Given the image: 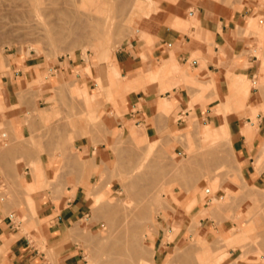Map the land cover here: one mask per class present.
Wrapping results in <instances>:
<instances>
[{
    "label": "rangeland",
    "instance_id": "374dc122",
    "mask_svg": "<svg viewBox=\"0 0 264 264\" xmlns=\"http://www.w3.org/2000/svg\"><path fill=\"white\" fill-rule=\"evenodd\" d=\"M116 1L125 12L132 6V0H105L109 5L117 4ZM141 1L133 16L115 23L108 33L87 28L82 21L81 29H62L58 41L49 44L40 42L43 23L75 24L72 14L86 10L85 4L86 7L79 6L80 0H0V79L15 72L22 74L21 85L10 103H3L0 95V199L17 208L26 207L24 216L15 215L16 226L30 238L36 251L47 252L50 264H56L58 251L49 250L43 239L32 235L38 206L49 199L65 205L83 182L91 188L85 187L88 215L69 228L73 236L66 240L79 264H87L88 255L93 256L95 264H155L154 259L156 264H212L208 259L217 256L218 264H264V189L249 184L244 174L247 168L258 174L264 171L262 23L258 20V26H251L259 30L250 32L256 42L247 51L255 60L251 82L237 88V77H233L218 110L224 116L230 114L243 126L241 132L248 147L256 136L251 157L244 163L238 162L231 151L226 123L208 140L202 138L203 121L196 119L189 120L194 123L192 135L183 128L155 141L135 128H119L118 104L127 92L156 81L163 93L175 83L172 77L181 74L163 62L147 74L126 77L115 65L114 53L125 40L146 38L144 29L161 0ZM85 66L91 74L85 72ZM192 81L191 89L202 86L195 78ZM93 89L101 97L94 104L95 110L87 113L84 102L89 103L87 94ZM191 89L195 101L211 96L213 87H201L199 93ZM76 91L80 99L72 98ZM158 110L162 112L160 101ZM246 125L254 130L247 132ZM41 159L47 162L48 178ZM261 177L264 178L263 173ZM228 183L237 189L230 190ZM195 194L204 198V208L193 217L189 236L173 244L166 254L157 255L152 242L158 228L165 232L164 241H170L177 229L176 222L162 226V218L168 221L177 207L187 212L196 199L187 206L181 199ZM96 197L100 200L98 205ZM108 205L115 207L109 209ZM213 205L216 206L211 209ZM207 215L214 220L215 229L204 236L198 218ZM238 226L247 228L245 233L236 230ZM221 227L225 230L221 231ZM199 237L205 240L204 244L209 243V248L197 241ZM199 244L209 250L201 253ZM132 245L142 250L140 255L132 253ZM2 251L3 246L0 264H9ZM175 253L178 255L173 256ZM198 255L206 256L207 261L204 258L203 263Z\"/></svg>",
    "mask_w": 264,
    "mask_h": 264
},
{
    "label": "crops",
    "instance_id": "0c3cea01",
    "mask_svg": "<svg viewBox=\"0 0 264 264\" xmlns=\"http://www.w3.org/2000/svg\"><path fill=\"white\" fill-rule=\"evenodd\" d=\"M251 16L257 17L255 23L251 21ZM258 20L264 31V0H161L149 26L144 29L146 38L125 40L114 53L115 65L127 74L126 77L147 74L163 62L170 63V67L181 74L172 77L175 83L163 93L159 92L156 81L143 83L137 90L127 92L118 104L119 128H135L146 137H154L155 141L173 135L172 132L176 130H190L194 123L189 120L196 119L203 121L202 138L208 140L226 123L231 151L238 162L245 163L251 157L249 155L256 136L251 140L252 146L248 147L241 132L243 126L230 114L224 116L218 110L225 102L233 77H237L234 82L237 88L246 81L251 82L254 73L252 61L255 60L247 51L255 45L256 37L250 32L254 29L251 26H258ZM21 78L22 74L15 72L13 76L0 79L3 103H10L21 85ZM194 78L202 84L201 87H213L211 96L193 101L190 84ZM201 87L191 90L199 93ZM249 96L250 93L247 99ZM163 100L169 106V111L158 110L159 101L162 104ZM90 150L89 146L87 151ZM41 162L48 178L47 162L42 159ZM262 173L264 175V171ZM262 173L247 168L244 174L249 184L264 189ZM227 185L232 191L237 189L234 184ZM85 187L91 189L88 182L78 185L65 205L49 199L38 206L32 235L36 239H43L49 250L58 251L56 264H79L77 254L62 241L66 231L88 215ZM205 188L202 187L203 190ZM185 197L181 199L185 206L191 199H196L187 212L177 207L175 213H170L168 221L165 218L161 220L162 226L167 222H176L177 229L170 241H164L165 232L163 228H158L152 242L157 255L166 254L173 244L184 241L189 236L188 229L193 217L204 208V198L198 194L187 199ZM26 212V207L17 208L16 204L5 203L0 199L1 253L9 264H50L47 252L36 251L30 238L20 233L16 226L15 215L24 216ZM198 220L202 235L213 233L215 222L212 218L207 215ZM169 231L172 233V228Z\"/></svg>",
    "mask_w": 264,
    "mask_h": 264
},
{
    "label": "bare ground",
    "instance_id": "6f19581e",
    "mask_svg": "<svg viewBox=\"0 0 264 264\" xmlns=\"http://www.w3.org/2000/svg\"><path fill=\"white\" fill-rule=\"evenodd\" d=\"M3 1V0H2ZM81 1V5H79V6H84V4L87 6V8H88V6H89V8L87 9L86 8V10L84 9V10H81V11H75V12H73V14H72V16H73V18H75L76 20V22H75V24L73 23H67L68 25H60V24H58L57 22H47V23H43V25L41 26V38H40V42H44V41H46V43L47 42H50L49 44H51V43H53V42H57L58 41V39H59V37H61V30L62 29H67L69 32H72L73 30H75V29H81L82 28V21L83 22H85V24H86V26H87V28H91V27H93L95 30H97V31H100L101 33H108L109 31H111L112 29H113V26L115 25V23H120V22H122V21H124L125 19H127L129 16H133L135 13H136V11H137V9L140 7V5H141V3H142V1L141 0H132L131 2H132V6L129 8V10L127 11V9H126V12H125V8H123V7H121L120 6V4L118 3L119 1H116L117 2V4H115V5H109V4H107V2H105V0L103 1V0H80ZM1 3V2H0ZM36 3V2H35ZM114 3V2H113ZM89 4V5H88ZM91 5V6H90ZM94 5V6H93ZM7 6H9V4L8 5H5V7H7ZM16 6V5H15ZM15 6H14V9H15ZM37 6V5H36ZM86 6H84V7H86ZM2 7V6H1ZM19 7V6H18ZM32 7V6H31ZM94 7V8H93ZM126 7V6H125ZM10 8H11V6H10ZM20 8H22V7H20ZM34 8V7H33ZM79 8V7H78ZM82 8V7H81ZM80 8V9H81ZM127 8V7H126ZM34 9H36V8H34ZM5 10H8V7H7V9H5ZM57 10V9H56ZM10 11V10H9ZM70 11V10H69ZM21 12H23V11H21ZM68 12V11H67ZM3 13V12H2ZM16 13V12H15ZM4 14H7L6 12L4 13ZM70 14V13H69ZM1 15V14H0ZM1 17V16H0ZM10 17V16H9ZM9 17H8V19H9ZM117 17H119L118 19H117ZM21 18V17H20ZM1 19V18H0ZM2 19H4V18H2ZM22 19V18H21ZM40 19V18H39ZM117 19V20H116ZM256 19H257V17H255V16H251V21L252 22H256ZM6 21V20H5ZM11 21V20H10ZM16 21V20H15ZM27 21V20H26ZM33 21V20H32ZM34 21H35V19H34ZM37 21H38V19H37ZM36 21V22H37ZM43 21V20H42ZM3 22H4V20H3ZM46 22V21H45ZM0 23H1V21H0ZM34 23V22H33ZM39 23V22H38ZM37 23V24H38ZM8 24H10V23H8ZM12 24V23H11ZM25 24V23H24ZM6 24H3L2 26H5ZM26 25V24H25ZM40 25V24H39ZM28 26V25H27ZM34 26H36V25H34ZM29 27V26H28ZM33 27V25H31L30 26V28H32ZM9 28V27H8ZM22 28V27H21ZM34 29H35V27H33ZM32 28V29H33ZM39 28V27H38ZM2 30H4V29H2ZM8 30V29H7ZM12 30V29H11ZM15 30V29H14ZM29 30H31V29H29ZM39 31V30H38ZM25 32V31H24ZM35 32H36V30H35ZM25 33H27V31L25 32ZM36 33H39V32H36ZM30 34V33H29ZM39 34V35H40ZM34 35H37V34H34ZM63 35V34H62ZM69 35V34H68ZM67 35V36H68ZM38 36V35H37ZM66 36V37H67ZM33 40V39H32ZM62 41V40H61ZM60 43V42H59ZM261 67H263V69H264V62H262V66ZM262 69V70H263ZM264 71V70H263ZM85 72H87L88 74H91L92 73V71L89 69V67L88 66H85ZM261 77H263V76H260V79H261ZM96 82H99V84H100V81H99V77H96ZM262 80V79H261ZM98 83L96 84V85H99ZM98 91H96V89H93V90H90V92L87 94V96H88V98H89V103H87V102H84L86 105H87V109H86V112L87 113H91V112H93L94 110H95V108H94V104H95V102L96 101H98L99 100V98L101 97L98 93H97ZM79 92H77L76 91V93H75V95H74V97H72V98H77V99H80L81 97V95H79L78 94ZM169 111V106H167L166 105V103H165V101L163 100L162 101V111L163 112H165V111ZM251 122H248V124H250ZM254 125V124H253ZM244 129H246V131L247 132H251L252 131V129L254 130V128L251 126V125H246L245 127H244ZM194 131V130H193ZM193 131H192V129H190V131H188L186 134H190V135H192V133H193ZM254 135V134H253ZM151 144H154V142L153 143H151ZM211 148V147H210ZM209 148V149H210ZM211 150V149H210ZM213 150V149H212ZM208 151V150H207ZM207 156V155H206ZM64 162V161H63ZM62 165V164H61ZM64 165V164H63ZM65 166V165H64ZM239 166V165H238ZM61 169H63L62 167H61ZM54 170H56L57 171V167L54 169ZM62 171V170H61ZM57 175H59V174H57ZM113 178V177H112ZM49 180V179H48ZM213 187V186H212ZM212 187H211V191L213 190L212 189ZM159 189V188H158ZM215 189V188H214ZM158 191V190H157ZM214 191V190H213ZM159 193H160V191H159ZM171 196H172V193H171ZM158 199V198H157ZM95 200H96V204L98 205V204H100V200H99V198L98 197H96L95 198ZM160 200V199H159ZM214 200L216 201L217 199L214 197ZM110 203V202H109ZM112 203V202H111ZM32 205V204H31ZM113 205V204H112ZM109 206V205H108ZM216 205H213V207L211 208V209H213L214 207H215ZM113 207H115V206H109L108 208L109 209H114ZM34 218H35V216H34ZM125 218V217H124ZM126 219V218H125ZM125 219H123V220H125ZM125 223V222H124ZM123 223V224H124ZM126 223H128V221L126 220ZM124 224L125 226L126 225H128V224ZM194 223V222H193ZM193 223H192V225H193ZM191 225V226H192ZM193 226H195V225H193ZM192 226V227H193ZM245 226V225H244ZM244 226L242 227V226H238V228L236 229V230H238L239 232H242V233H245V229H247V228H244ZM127 227V226H126ZM128 228V227H127ZM128 232V231H127ZM125 233V232H124ZM73 236V232H72V229H69L68 231H67V233L64 235V239H63V241H62V243H66V240L67 239H69V238H71ZM196 239V238H195ZM133 240V239H132ZM201 239H200V237L199 238H197V241H200ZM201 241H203V240H201ZM205 241V240H204ZM204 241H203V245H206L207 244V242H205L206 244H204ZM61 243V244H62ZM130 243V242H129ZM129 243H127V244H129ZM137 243V242H136ZM197 243V242H196ZM200 244H201V242H199ZM200 244H199V247H200ZM144 245V244H143ZM101 246V245H100ZM130 246V245H129ZM207 246H209V243L205 246V247H207ZM103 247V246H102ZM132 247V253L133 254H135V256L136 255H140L141 254V249H139V247H137V246H131ZM97 248V247H96ZM100 248V247H99ZM98 248V249H99ZM207 248H209V247H207ZM207 248H203V246H201L199 249H198V251H200L201 253H205L207 250H209V249H207ZM95 248H93L92 250H94ZM101 249V248H100ZM100 249H99V252H100ZM127 249V248H126ZM174 249V248H173ZM128 250V249H127ZM185 250V249H184ZM88 253V252H87ZM101 253H103V251H101ZM201 253H197V254H201ZM202 254V255H203ZM101 255V254H100ZM124 255V254H123ZM126 255V254H125ZM175 255H178L177 253H175V254H173V256H175ZM202 255H198V256H200V258L202 259L203 258V256ZM98 256H99V254H98ZM121 256V255H120ZM197 256V255H196ZM202 256V257H201ZM170 257H172V256H170ZM214 257H216V256H214ZM213 257V258H214ZM199 258V257H198ZM199 258V260H201ZM204 258H206V256H204ZM204 258L202 259L203 261V263H204ZM212 258V259H213ZM96 259H98V258H96ZM171 259H177L176 257L175 258H171ZM211 259V258H210ZM210 259H208V262L209 263H211V261H213L212 262V264H218V262H219V258H218V256L214 259V260H210ZM86 260H87V264H95V260H94V258H93V256H86ZM170 260V259H169ZM97 261V260H96ZM186 261V260H185ZM205 261H207V258H206V260ZM201 262V261H200ZM170 263V262H169ZM174 263V262H173ZM202 264V263H201ZM205 264V263H204Z\"/></svg>",
    "mask_w": 264,
    "mask_h": 264
}]
</instances>
